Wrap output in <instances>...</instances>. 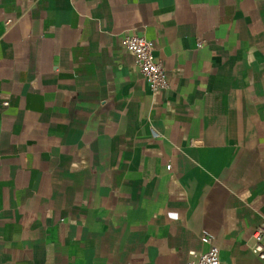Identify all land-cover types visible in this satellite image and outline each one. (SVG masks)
Returning <instances> with one entry per match:
<instances>
[{
  "label": "crops",
  "instance_id": "obj_1",
  "mask_svg": "<svg viewBox=\"0 0 264 264\" xmlns=\"http://www.w3.org/2000/svg\"><path fill=\"white\" fill-rule=\"evenodd\" d=\"M263 221L264 0H0V264H264Z\"/></svg>",
  "mask_w": 264,
  "mask_h": 264
},
{
  "label": "built area",
  "instance_id": "obj_2",
  "mask_svg": "<svg viewBox=\"0 0 264 264\" xmlns=\"http://www.w3.org/2000/svg\"><path fill=\"white\" fill-rule=\"evenodd\" d=\"M123 48L131 54L134 66L148 83L152 92H161L167 88V76L161 64L155 59L153 42L136 35H126L122 40ZM255 245L253 252L264 260V221L253 234ZM207 245L203 252L190 251L185 264H220L219 249L208 237L201 238Z\"/></svg>",
  "mask_w": 264,
  "mask_h": 264
}]
</instances>
